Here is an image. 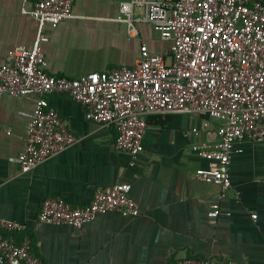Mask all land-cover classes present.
<instances>
[{"label": "crops", "instance_id": "obj_1", "mask_svg": "<svg viewBox=\"0 0 264 264\" xmlns=\"http://www.w3.org/2000/svg\"><path fill=\"white\" fill-rule=\"evenodd\" d=\"M127 1L77 0L73 18L46 30L50 41L42 47L48 73L76 79L133 68L142 44L171 62L172 43L163 41L152 24L139 23V35L129 37L127 25L119 21L120 5ZM22 4L0 0V61L15 48L32 49L37 38L38 23L21 13ZM136 14L143 18L145 12ZM36 99H0V218L27 227L16 237L19 242L29 237L34 256L46 264H177L211 258L264 264V142L236 144L241 151L229 167L232 188L223 194L219 186L196 179V171L210 163L194 146L218 142L225 122L205 113L151 116L144 151L132 165L128 153L116 150L114 127L88 121L68 94H52L51 106L79 142L24 174L17 157L25 148ZM116 184L132 186L139 217L100 215L81 229L38 221L48 198L84 207L97 188ZM216 203L223 213L212 220L208 213Z\"/></svg>", "mask_w": 264, "mask_h": 264}, {"label": "built area", "instance_id": "obj_2", "mask_svg": "<svg viewBox=\"0 0 264 264\" xmlns=\"http://www.w3.org/2000/svg\"><path fill=\"white\" fill-rule=\"evenodd\" d=\"M76 1L23 0L21 13L37 21V38L32 49L15 48L0 61V99L37 97L25 148L17 157L21 172L30 173L79 142L48 100L52 94H68L84 108L88 121L117 130L116 150L128 153L132 165L144 151L151 116L205 113L225 122L217 131L218 142L194 146L210 163L196 171V179L219 186L225 194L232 188V156L241 151L236 144L264 142V0L122 2L119 21L127 25L129 37L139 35V23L152 24L163 41L172 43L167 55L171 62L142 44L140 61L133 68L76 79L57 77L47 71L42 46L50 41L47 29L55 30L74 17ZM136 10H144V17ZM193 132L199 134L197 129ZM222 213L221 206L213 204L208 218L215 220ZM106 214L141 215L130 184L99 187L84 207L48 198L38 221L81 229ZM26 230L23 224L0 218V264H46L32 254L29 237L17 240L16 235ZM177 264L238 263L211 258Z\"/></svg>", "mask_w": 264, "mask_h": 264}, {"label": "rangeland", "instance_id": "obj_3", "mask_svg": "<svg viewBox=\"0 0 264 264\" xmlns=\"http://www.w3.org/2000/svg\"><path fill=\"white\" fill-rule=\"evenodd\" d=\"M169 45V44H168Z\"/></svg>", "mask_w": 264, "mask_h": 264}]
</instances>
